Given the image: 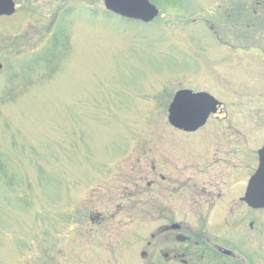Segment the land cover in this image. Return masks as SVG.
Here are the masks:
<instances>
[{
    "label": "rangeland",
    "instance_id": "374dc122",
    "mask_svg": "<svg viewBox=\"0 0 264 264\" xmlns=\"http://www.w3.org/2000/svg\"><path fill=\"white\" fill-rule=\"evenodd\" d=\"M148 1L158 14L145 24L104 0H14L0 17V264H142L152 165L235 174L246 210L264 141V1ZM181 89L221 113L175 129L167 109Z\"/></svg>",
    "mask_w": 264,
    "mask_h": 264
},
{
    "label": "flooded vegetation",
    "instance_id": "af4514ba",
    "mask_svg": "<svg viewBox=\"0 0 264 264\" xmlns=\"http://www.w3.org/2000/svg\"><path fill=\"white\" fill-rule=\"evenodd\" d=\"M156 169L152 165L150 185L154 189L148 210L154 229L144 240L135 239L141 244L138 256L142 264H264V208L254 209L243 201L257 166L239 198L246 210L239 211L235 209L237 175L169 176ZM240 211L241 216L237 214ZM91 217L97 226L104 223V219L92 221ZM244 225L246 238L238 234L245 233L241 230ZM112 230L108 238L113 245L121 244V226Z\"/></svg>",
    "mask_w": 264,
    "mask_h": 264
},
{
    "label": "water",
    "instance_id": "95a60500",
    "mask_svg": "<svg viewBox=\"0 0 264 264\" xmlns=\"http://www.w3.org/2000/svg\"><path fill=\"white\" fill-rule=\"evenodd\" d=\"M104 7L120 18L144 24L158 14L148 0H104ZM14 13L13 0H0V17H9ZM167 113L169 125L184 132H194L206 123L211 114L221 113V103L206 93L179 90L174 94ZM258 161L257 170L249 180L243 197V201L254 209L264 208V144L258 151Z\"/></svg>",
    "mask_w": 264,
    "mask_h": 264
},
{
    "label": "trees",
    "instance_id": "16d2710c",
    "mask_svg": "<svg viewBox=\"0 0 264 264\" xmlns=\"http://www.w3.org/2000/svg\"><path fill=\"white\" fill-rule=\"evenodd\" d=\"M20 65V64H19ZM23 65V64H22ZM21 68H24V67H21Z\"/></svg>",
    "mask_w": 264,
    "mask_h": 264
}]
</instances>
